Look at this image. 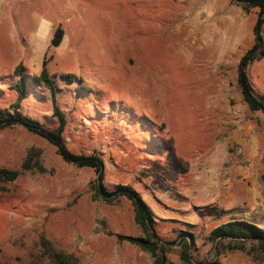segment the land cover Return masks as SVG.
Segmentation results:
<instances>
[{"label":"rangeland","instance_id":"rangeland-1","mask_svg":"<svg viewBox=\"0 0 264 264\" xmlns=\"http://www.w3.org/2000/svg\"><path fill=\"white\" fill-rule=\"evenodd\" d=\"M220 1L0 0V110L17 98L15 68L38 76L46 61L67 149L102 159L106 191L140 194L172 244L168 264H183L185 233L195 237L196 262L264 264L239 250L216 257L207 240L235 220L264 230V114L249 110L237 84L258 10ZM246 73L264 102V59ZM27 90L18 112L56 130L49 93ZM244 123L255 126L249 143L237 138ZM0 170L19 174L0 181V264H53L44 242L78 264H152L116 238L143 236L130 201H103L97 174L64 162L47 140L18 124L0 129Z\"/></svg>","mask_w":264,"mask_h":264},{"label":"trees","instance_id":"trees-1","mask_svg":"<svg viewBox=\"0 0 264 264\" xmlns=\"http://www.w3.org/2000/svg\"><path fill=\"white\" fill-rule=\"evenodd\" d=\"M242 5L245 11L257 9V19L253 26V45L240 58L237 66V84L240 89L242 100L250 111H260L264 114V102L255 94L249 81L246 70L254 62L264 59V0H230ZM63 38V32L57 28L50 41L51 45L57 47ZM46 61L42 62V69L38 76L26 78L22 74V67L17 66L13 75L17 78L15 89L17 98L15 102L9 105L8 110H0V129L11 127L13 125H22L29 132L47 140L56 147L58 155L66 163L74 164L78 167L92 169L97 174L98 188L97 195L103 201H109V198L117 196L124 197L130 201L134 211V221L139 227L143 236L133 237L125 235H116L118 241H126L137 246L142 251L151 256L152 264H168L167 255L171 251L172 244L162 240L154 227V215L148 205L142 200L140 194L131 186H119L113 192L106 191L101 185L103 179V161L95 155L81 156L71 153L62 137L65 128V119L62 112L56 105L57 89L55 85V76H51L45 68ZM61 79L68 83L78 82L74 76L64 75ZM43 86L49 93L53 105V111L58 119L59 125L56 130L49 131L38 122L31 120L18 112L19 105L25 98L28 87ZM30 155V154H29ZM30 156L23 165V169L29 170ZM18 172L0 170V181L11 182L18 177ZM180 248L179 259L183 264H220L217 261L196 262L190 255L194 247L195 237L193 234L185 233L178 235ZM207 240L213 245L216 257L227 251L239 250L249 256L257 253L259 256L264 255V230L258 226L246 221H230L223 223L214 228ZM45 253L53 264H78V259L61 251L55 250L50 243L44 242Z\"/></svg>","mask_w":264,"mask_h":264},{"label":"crops","instance_id":"crops-1","mask_svg":"<svg viewBox=\"0 0 264 264\" xmlns=\"http://www.w3.org/2000/svg\"><path fill=\"white\" fill-rule=\"evenodd\" d=\"M220 2L222 3L223 0H221ZM194 41L198 42V39L195 38ZM254 130H255V126L253 124L244 123V128H243L242 132L237 134V138L243 142L249 143L254 138Z\"/></svg>","mask_w":264,"mask_h":264}]
</instances>
